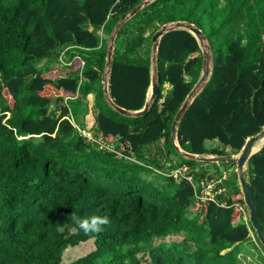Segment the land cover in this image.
I'll return each instance as SVG.
<instances>
[{"label": "trees", "instance_id": "trees-1", "mask_svg": "<svg viewBox=\"0 0 264 264\" xmlns=\"http://www.w3.org/2000/svg\"><path fill=\"white\" fill-rule=\"evenodd\" d=\"M141 1L0 0V264H61L68 246L90 238L94 249L69 264H239L250 230L261 245L250 222L238 221L239 204L245 207L240 188L228 198L218 194V201L197 199L187 179L157 172L159 165L140 153L161 138L175 152L170 126L202 64L188 30L160 37L159 90L144 115L115 111L101 85L92 139L70 119L77 110L65 99L92 91L115 23ZM176 20L199 27L212 54L210 75L177 122L176 140L198 155L238 153L264 126V0L150 2L115 36L110 97L129 110L143 107L151 36ZM52 58L59 64L37 67ZM208 140L221 147L208 152ZM182 160L164 166H187L196 182L218 173L210 171L212 162ZM246 176L264 230V145L248 158ZM73 212L81 219L106 215L110 223L100 233L85 232ZM178 234L179 241L163 240Z\"/></svg>", "mask_w": 264, "mask_h": 264}, {"label": "water", "instance_id": "water-1", "mask_svg": "<svg viewBox=\"0 0 264 264\" xmlns=\"http://www.w3.org/2000/svg\"><path fill=\"white\" fill-rule=\"evenodd\" d=\"M154 0H143L137 5H135L129 12L121 15L119 20L115 23L112 32L109 35L108 39V46L106 50V59H105V79L103 83V95L106 100V102L118 113L129 116V117H138L144 115L151 105L153 104L154 99L156 98L157 92L159 90V84H158V67H157V50H158V44L160 37L165 34L168 31L175 30V29H186L189 32H191L196 40L198 41V45L200 47L201 53H202V64H201V72L198 80L193 85V87L190 89L189 93L186 95L184 101L182 102L179 109L176 111L175 116L172 120L171 126H170V140L172 144L174 145L175 150L182 156L190 159H197L200 161H217L218 158L215 156L207 157L203 155H198L195 153H190L185 150H183L179 144L176 142V124L181 118L182 114L186 110L189 103L193 100L195 95L198 93V91L201 89L203 84L207 81L211 68H212V54H211V47L208 43L207 37L204 34V32L197 27L194 23L188 22L185 20H176L171 21L167 23H163L158 29H156L152 36H151V51H150V84L147 89L146 93V102L144 103L143 107L138 110H129L124 107H121L114 103L112 98L109 94V88H108V78L111 70V62H112V53L114 48V40L115 36L120 28V26L127 21L129 18H131L134 14H136L140 9H142L144 6L149 4ZM264 139V126L262 129L257 132L256 134L248 137L242 148L237 154V157L232 160V162L236 166L237 171V178L239 181V187L241 190V193L243 195V201L247 208L248 212V221L250 222L252 228L255 231V234L261 243L263 249H264V230L262 228L261 221L259 219L257 208L255 205V200L252 192V187L250 182L244 177L243 171L247 167V161L248 158L254 154L255 152L259 151L261 147L264 145L262 144L261 147H259L257 150L254 149L257 144H259L260 141Z\"/></svg>", "mask_w": 264, "mask_h": 264}, {"label": "rangeland", "instance_id": "rangeland-1", "mask_svg": "<svg viewBox=\"0 0 264 264\" xmlns=\"http://www.w3.org/2000/svg\"><path fill=\"white\" fill-rule=\"evenodd\" d=\"M86 26L88 28H90V26L88 24H86ZM60 48H56L54 50V57L59 53ZM52 64L58 65L59 63L57 62L56 58H52L50 60H43L42 62L38 61L36 63L38 68H44L45 65L50 66ZM106 75H105V69L103 70V72L100 74V81L97 79L95 81L92 82V87L94 89H97L98 87H100L102 85L103 88V81L105 79ZM164 93L168 90V84H164ZM79 100V104L75 105V101H70V107L72 109H77L80 110L81 108H83L84 110H86L87 107V102H86V98H81L78 99ZM95 106V108L97 109L95 103L93 104ZM83 110V111H84ZM70 117L72 118V120L75 122V124H77V127L81 128L83 127L81 124L82 122V117L84 115L83 113H79L76 112V114L69 113ZM84 132L87 131L89 133H93V129L92 130H87V128H84ZM177 142V140H176ZM178 143V142H177ZM102 144V143H101ZM206 147L208 152L210 151V149L212 148H220L221 146L219 145V143L217 141H211L208 140L206 141ZM103 146V144H102ZM175 149V148H174ZM166 150L170 151L169 156L166 155ZM176 152V150H175ZM167 144H165L163 138H161L160 140L156 141V142H152L151 144H147L145 146H143L140 149V153L142 155V158H144L145 160H147V162L150 163L151 166H156L157 164L159 165L158 167V171L161 172V174L163 173V171L168 172V169L171 168H175L173 167L175 165V163L178 164H182L181 162L182 157L179 153H175ZM238 153H234L233 151H231L230 149H225V154H218V155H211V154H204L203 156H207V157H211V156H215L218 158V162L213 161L211 163V166L207 163L208 166H210V170L212 172H216V170L218 171L217 175L214 174L213 180H216L217 178H219L217 186L224 188V190L222 191L221 194H223L222 196L225 198H228L231 194L234 193V191L239 187V183H238V178H237V174L235 171V164L232 162L233 159H235L237 157ZM132 159H134L135 161L139 162L137 159H141L140 157L136 156L135 154L131 155ZM168 162L171 163V165H165ZM211 162V161H208ZM195 164H199L198 162H196ZM164 167V169H163ZM178 167V166H176ZM226 176V177H224ZM244 177L247 179L246 176V169H244ZM148 179H152L153 175L147 176ZM242 195V194H241ZM245 205V204H244ZM243 212L241 218L238 219V221L240 219L243 220H248V214H247V208L246 206H242ZM250 235V239L246 240L245 242H243V244H241V250L238 254V256H240L241 258L239 259V264L243 263V264H264V249L263 247L257 243V241L255 240L254 237V232L250 230L249 232ZM182 237L180 234L178 235H169L166 238H164L163 240L166 242H170L173 240H180ZM159 241V240H158ZM157 241V242H158ZM94 249V244H93V238H90L86 241H82L77 245L74 246H68L63 252H62V261L61 264H69L71 261L75 260L78 257H81L87 253H89L91 250ZM244 254V256H243ZM139 256H141V253L138 254ZM145 257V255L143 256ZM145 259H142L143 264H145Z\"/></svg>", "mask_w": 264, "mask_h": 264}, {"label": "built area", "instance_id": "built-area-1", "mask_svg": "<svg viewBox=\"0 0 264 264\" xmlns=\"http://www.w3.org/2000/svg\"><path fill=\"white\" fill-rule=\"evenodd\" d=\"M81 134L83 136H87L88 138L91 137L88 133L84 131H81ZM105 146L106 148L110 150L113 149V146L110 144H107ZM188 170L189 169L187 166H179L175 169L169 170V172L164 173V174L172 175L175 178L187 179L191 183L194 189V195L197 199L218 201L216 195L221 193L224 190V188L217 186L219 179L213 180V179L204 178L196 182L194 178H192V176L188 173ZM240 208L242 210V206H240Z\"/></svg>", "mask_w": 264, "mask_h": 264}, {"label": "clouds", "instance_id": "clouds-1", "mask_svg": "<svg viewBox=\"0 0 264 264\" xmlns=\"http://www.w3.org/2000/svg\"><path fill=\"white\" fill-rule=\"evenodd\" d=\"M118 2H119V0H117V3ZM82 65H83V61L81 60V66ZM70 119H71L72 122H74L71 117H70ZM74 123H73V125L78 129V127ZM78 131L81 133V131H83V130L78 129ZM89 135L91 136L90 138H88L87 136H85V137H87L88 139H91L93 136L91 134H89ZM110 145H112L113 146V150L118 155H120L119 151H117V149L114 147V145L113 144H110ZM131 159H132V157H131ZM246 169H247V167H246ZM157 172H159V171L157 170ZM243 175H244V171H243ZM217 179H219V178H217ZM238 183H239V181H238ZM221 193H219V194H221ZM217 195H216V197H217ZM242 198H243V195H242ZM222 203H224V202L221 201V204ZM239 206H243V205L239 204ZM242 213H244L243 212V209H242ZM247 214H248V212H247ZM72 220L75 222V224L78 226L79 229H81V230H83L85 232H92V233H100V232H102L104 230V226L105 225H108L110 223V220H109V218L106 215H96V214H93V215H91L89 217H86V218L81 219L79 216L76 215L75 212H73V214H72Z\"/></svg>", "mask_w": 264, "mask_h": 264}, {"label": "crops", "instance_id": "crops-1", "mask_svg": "<svg viewBox=\"0 0 264 264\" xmlns=\"http://www.w3.org/2000/svg\"><path fill=\"white\" fill-rule=\"evenodd\" d=\"M98 32H100V31H98ZM98 80L100 81L99 77H98ZM103 83H104V81H103ZM91 90L93 92L90 91V92H88L85 95V98L87 99L86 100V102H87L86 110H84L83 108H81L80 110H77V109L76 110H77V112L79 111L80 114L84 112V115L82 117V122H81L82 124L81 125L84 128H87V130H92L93 129V133H89V132L85 131L88 134L93 135L96 132V130H97L96 116H97V113H98V108L96 109L95 106L93 105L94 104V95H95L94 91H95V89L93 87H91ZM65 100H66V102L69 105H70V101H75L76 102L75 105L80 103L79 100L76 97H74V96H71V97H69V98H67ZM75 125L77 126V124H75ZM83 127H81V128L78 127V129L84 131ZM89 128H92V129H89ZM167 164H169V163H167ZM235 171H236V168H235ZM236 174H237V172H236ZM224 177H226V176H224ZM243 256H244V254H243ZM239 258H241V257L239 256ZM241 264H243V263H241Z\"/></svg>", "mask_w": 264, "mask_h": 264}, {"label": "bare ground", "instance_id": "bare-ground-1", "mask_svg": "<svg viewBox=\"0 0 264 264\" xmlns=\"http://www.w3.org/2000/svg\"><path fill=\"white\" fill-rule=\"evenodd\" d=\"M263 143H264V139L262 141H260L259 144H257L254 149L257 150L259 147L262 146Z\"/></svg>", "mask_w": 264, "mask_h": 264}]
</instances>
